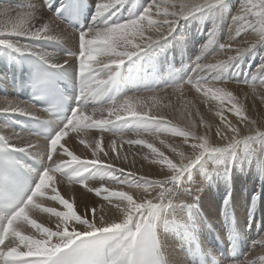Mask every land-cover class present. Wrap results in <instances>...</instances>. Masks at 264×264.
Listing matches in <instances>:
<instances>
[{"label": "snow or ice", "instance_id": "1", "mask_svg": "<svg viewBox=\"0 0 264 264\" xmlns=\"http://www.w3.org/2000/svg\"><path fill=\"white\" fill-rule=\"evenodd\" d=\"M125 3L126 0H96L87 30L79 31L71 26L78 19L77 0H61L55 12L47 13L44 9L51 8V0H28L15 6L19 10L15 18L10 16L9 8L0 5V18L7 17L0 20V50L29 64L35 94L50 96L54 92L57 97L44 111L59 113L61 117L42 121L36 115L38 109L29 101L3 97L0 102V115L26 117L42 129L25 138L23 131L0 125V264H185L169 254L158 229L176 227L194 237L190 214L198 211L204 182L218 173L227 176L234 162L255 158L257 145L264 151V130H259L257 121L247 114V96L242 101L228 88L232 82L246 85L251 89L253 102L259 99L264 104V64L258 66L251 80L233 81L228 76L233 64L256 43L264 45V0H241L229 25L228 40L218 44V48L232 51V45L248 33L256 35L255 42L237 47L235 56L229 55L217 63H204L202 51L177 70L193 75H187L182 82L172 79L167 85L181 96L185 86L199 94L201 103L220 118L215 137L222 144L211 142V125L203 119L200 127L206 130L202 134L192 130L197 125L190 113L187 129L174 126L162 114L152 111L158 105L157 95H143L141 91L127 94L118 89L129 83L137 87V71L143 72L145 79L150 78L146 66H153L154 58L165 47L162 42L169 37L183 39L174 36L180 21L219 11L227 0H148L136 14L117 19ZM60 23L66 26L63 32H57ZM66 37L74 44L72 50L64 53L71 60L61 61L58 53L42 46L63 43ZM213 43L210 35L204 49ZM64 76L74 81V97L64 96L57 87L56 82ZM145 90L154 93V88ZM89 98L97 102L91 111L85 106ZM187 104L196 108L192 101ZM225 112L237 117L236 125L227 120ZM196 114L199 115L198 109ZM238 125L250 134L241 135ZM92 129L101 136L108 132L121 138L119 143L129 145L130 152L136 145L149 149L150 154H143V159L150 165L163 166V179L137 177L134 171L126 172L105 162L98 153L104 152L109 160L112 157L101 147V140H94L93 147L82 138ZM162 133L181 137L188 148L161 139ZM128 134L135 138H122ZM148 136H155L173 157L155 147L146 139ZM65 137L68 139L61 143ZM76 140L91 151L92 158H81L70 150ZM116 145L117 140H113L112 152L119 151ZM212 157L222 158V167L212 165L211 171L206 167L200 186L184 187L191 170ZM261 168L264 170V162ZM97 179L110 186H88L89 180ZM65 181L95 192L107 204H102L99 212L93 205L90 210L86 207L83 214L78 213L75 202L61 194L60 185ZM42 214H46V222L40 219ZM256 243L264 248V235L253 242ZM212 261L223 264L216 257ZM230 264H264V256L259 260L245 257Z\"/></svg>", "mask_w": 264, "mask_h": 264}, {"label": "bare ground", "instance_id": "2", "mask_svg": "<svg viewBox=\"0 0 264 264\" xmlns=\"http://www.w3.org/2000/svg\"><path fill=\"white\" fill-rule=\"evenodd\" d=\"M27 2H28V0H20V4H25ZM32 2H36V0H32ZM234 2H235V6H232ZM240 3H241V0H227V3L222 8V14H220L221 12H218V11H216V12H214L212 14L202 13V17L203 18H201L200 20L198 18H196V17H192V18H189L187 20H182V21L179 22V26H178V28L176 30V33H174V36H183L185 38L188 37V42H186V47L191 48L192 44L189 41H191L194 45H196L197 41L201 40L202 41L201 44H203L208 37L210 38V35L212 36V34H217L221 30H223V34H222V36L219 39H214L212 37L214 39L215 43L210 44L208 48L210 49L213 46L216 47L218 44L226 43V41L228 40V35H229V25L232 22L233 15L238 10L237 4H240ZM7 8L13 9L10 6L9 7L7 6ZM45 13H47V12H45ZM6 19H7V17L0 18V20H6ZM65 28L66 27L63 26L60 23L57 26V32H63L65 30ZM196 30L200 33L199 36L196 35V32H195ZM68 31H69V33H71L70 30H68ZM189 33H191V37H189ZM254 37H256V35L254 33H248V34L240 37L236 41V43H234L232 45V49L233 50L232 51H225V53L226 54L229 53V54L233 55L235 53V49L237 47H248L250 44H252L253 42L256 41V39ZM170 38H172V37H170ZM63 44H66L68 46L70 45V46L74 47L73 41L71 40L70 37H66L64 42H63ZM190 50H192L194 52V48L193 49L191 48ZM210 50L212 52V55L210 56L211 59H206L207 55L204 53V57H205V59L203 61L204 63H208V62L211 63V60L214 57H216V56H219L221 58V60H227L228 57L225 56V55L221 56L219 53L215 52V50H216L215 48L210 49ZM251 50H252V52L254 54H257L258 56H263L264 55V45H260V44L256 43L255 47L251 48ZM263 62H264V59H263ZM245 72H247V70H245ZM245 77L246 76H243L242 78L245 79ZM242 78H241V81H242ZM245 96H247L246 103H247L248 109L249 110H253V109L254 110H260L262 108L261 117L264 118V104H261L259 99H256L255 102H253V98L251 96V92L244 93L243 96H242V99H244ZM0 102H2V98H0ZM201 116H204V114L201 115ZM206 116L208 117V119H206V120H208L209 121L208 123H210L211 122L210 116L205 115V117ZM182 117H186V116H182ZM202 119H205V118H202ZM179 120H183V122H184V118L183 119L180 118ZM197 120H199V119H197ZM206 120H204V121H206ZM173 121H175V120H173ZM186 121L187 120H185V122ZM192 121H194V120L192 119ZM176 122H177V120H176ZM188 123H189V118H188ZM176 124H178V122ZM186 124H187V122H186ZM197 127H198V125H197ZM205 130H206L205 128H199V129H195L193 131H198L199 133L202 134ZM69 135L70 136H74L75 133H69ZM242 135H247V134H242ZM22 136L25 137V138L28 137L26 135H22ZM96 137H99V136L94 134V132H89L86 135H84L82 138H84L87 142L92 143V146L94 147V140L96 139ZM100 137L104 140V145H105L104 148H103L104 151H107V152L110 153V155L112 157L111 160L120 161L121 163L126 164V165L122 166V168H124L126 172L127 171H134L137 174V177H139L140 175H144V176L148 177L149 179H163V174L161 172V169H162L163 166H161V165H150L148 161L143 159V155H141V153H139L141 151V150H138L140 147H138V149H137V147L134 146L138 150V153H136V151H134V150H132L131 152L130 151L128 152V151L125 150L126 146L121 145L119 143V139H121V138L114 137V138H110L109 139V137H104V136H100ZM210 137H211V142L213 144H222V143H224L222 141H219L215 137V131H212V128H211ZM122 138L126 140L125 137H122ZM67 139H68V137H65L64 140L61 141V143H64L65 140H67ZM161 139H164V138H161ZM113 140H117L116 147L119 150L118 152H112V150H111L110 145L112 144ZM153 140H152V137H151L150 141L153 142V145L155 147H157L159 150H162L163 146L158 143L159 140H157L156 138H154ZM176 140H178V139L176 138ZM14 142H19V141H14ZM41 143H43V142H41ZM181 146L183 148H188V145L187 144H183L182 140H181ZM70 150H73L74 153L79 155V156H81V158H89V159L92 158L91 151L89 149L85 148L84 145L79 142V140L73 141L71 143ZM165 151H163L165 153V155H167L169 157L172 156V153L170 154L169 151H167V150H165ZM259 151H260V149L257 148L256 157L251 159V160L254 161L257 158V154L259 153ZM100 155L104 159L105 158L108 159V157L104 156V152H102V154H100ZM117 156H119L120 158L117 159L116 158ZM125 157H127L126 160H125ZM214 158L216 159L215 161H209V159H214ZM209 159H207L206 162L205 161H201L200 164L196 165L191 170L190 179H186V181L184 183V187H191V188L194 189L195 187L200 186L201 181L203 179L202 173H203V171H204V169L206 167H209V171H211V166L212 165H215L217 167H222V164H221V159L222 158H220V157H212V158H209ZM249 161L250 160L245 159V160L240 161L238 163L234 162L232 164L230 172L228 173L227 176H225V181H226V187L224 189L225 192L227 190V187H230V191L229 192L231 193V195H232L233 191L236 194V184H238L239 181H240V183L238 184L239 185L238 189L240 190V193L242 192L241 190L245 189V185L247 183L248 177L245 176V180L242 181V180L239 179V176H238L237 172H238V169L240 170V168L244 167L243 164L248 163ZM258 165L260 166L261 164L258 163ZM258 165H257V167L255 169L253 168L251 170V172L249 173V176H250V174H254V173H258L259 175L262 174L261 171H260L261 169H260V167H258ZM166 171H167V169L164 168V172H166ZM242 174H244V173H242ZM222 175H224V174L223 173H218V174L213 175V179L208 184H205L203 186V188L208 189L210 186H214V187L217 188V190L220 189V181H221ZM109 186L110 185H108L107 183H102L101 181H100V183L92 185L93 188H103V187H109ZM111 187L115 188V187H119V186L118 185H112ZM234 187H235V189H234ZM60 190H61V194L64 196V198L75 202V207L78 210V213L83 214L86 211V207L89 210L92 208V206H93L92 201L93 200L89 199L90 196L86 195L85 193H82V191H80L79 188H77V187H75L73 185H69L66 182H64L62 185H60ZM125 190H127V189H125ZM229 192H226V193H229ZM206 193H208L207 197L211 198V194L214 193V191H206ZM141 195H143V193H141ZM178 195H180L181 198H183L182 193H178ZM232 197L235 198V196H233V195H232ZM102 204L106 205L107 202L101 200V204H99L96 207L98 212H99ZM57 210H61V206H58ZM105 212L107 213V208H105ZM204 212L206 213V215L209 218L213 219L212 215L208 211L207 205L204 208ZM88 214L91 215V212L89 211ZM108 214L110 215L111 213H108ZM40 219L45 220V222H46V214H42ZM38 222H39V220H38ZM166 247H167V250H168L169 254L172 257L178 258V256L172 251V249L170 247H168V246H166ZM253 255L255 257H259V258L261 256H264V248H262L259 251L254 252Z\"/></svg>", "mask_w": 264, "mask_h": 264}, {"label": "rangeland", "instance_id": "3", "mask_svg": "<svg viewBox=\"0 0 264 264\" xmlns=\"http://www.w3.org/2000/svg\"><path fill=\"white\" fill-rule=\"evenodd\" d=\"M252 2L253 3H259V0H252ZM3 6L7 7V5H3ZM232 6H235V2L233 3ZM237 6L239 8L240 4H237ZM18 12H19L18 9H10V16L12 18H15L18 15ZM218 12H221L220 14H222V9H220ZM196 18H198L199 20L201 18H203L202 17V13L198 14V16H196ZM222 34H223V30H221L217 34H212V37L214 39H219L222 36ZM189 37H191V33H189ZM254 38L257 39V37H254ZM209 39L210 38L208 37L206 39V41L199 46L200 49L198 48V50H196L197 49V46H196V49H194V52L191 50L192 55H194L193 58H192V61L198 55H200L202 51H203V53H205L207 55L206 59H211L210 56L212 55V52H211L210 49H213V48H215L216 49L215 52L219 53L221 56L225 55V56L228 57L229 55H231V56H235L236 55V52L233 55L229 54V53L226 54L225 51H221L218 48V45L216 47L213 46L212 48H210V49L207 48L205 50L204 47H205V45H207L209 43ZM186 42H188V37L186 38ZM263 59H264V55L263 56H258L257 54H254L252 52V50L246 52L244 54V56L242 57V59L239 60L236 64H233V66L229 69V71H228L229 78L231 80H233V81H241V78L243 76H246L245 79L251 80L253 74H255L257 72L258 66L261 65V64H264ZM218 61H221V58L219 56H216V57H214L211 60V63H217ZM245 70H247V72H245ZM228 88L230 90H232L235 95H238L241 98L242 101L244 100V99H242L243 94L251 92V89L248 86L243 85V84L237 85L234 82L229 83L228 84ZM151 94L157 95V98H158V105H157V107L153 108L152 111L154 113H156L157 115H161L162 114L165 117V119L168 122H170L172 125H174V126H177V127L181 126L180 128H185V129L188 128L189 127V123H188L189 113L191 114V118L194 120L193 122H196V125H198V127L196 129L202 128V127H200V121H201L202 118H205L203 120L208 119V117L207 116L205 117V115L210 116L211 122L208 123L209 122L208 120H206L204 122L206 123V125H211L212 131H215V127L217 125H219V123H220V118L215 115L214 111L209 110V108L207 106L203 105L201 103V99L202 98L199 97V94L195 93V91L190 89L188 86H185V89H184V92H183L182 96H181L180 93L174 92L173 89H170V90H168L166 92L162 91V92H155V93L143 94V95H151ZM187 101H192L193 104L196 105V108H192L191 105H188ZM148 103L150 104L151 101H148ZM164 105H171V107H165ZM229 107H230V105H229ZM197 109L199 110V114L200 115L196 114L197 113ZM203 114H204V116H201ZM247 114L252 119L257 121V128L259 130H264V118L261 117L262 108L260 110H254V109L253 110H249ZM224 115L226 116L227 120L230 121L232 124H234V125L237 124V117L232 112H225ZM182 116H186V117H182ZM180 118L181 119L184 118V122H183V120H179ZM197 119H199V120H197ZM173 120H175V121H173ZM176 120H177L178 124H176L177 123ZM185 120H187L186 121L187 124H186ZM238 126H240L242 128L241 135L242 134H247V135L250 134L247 129L243 128V125H238ZM193 130H195V129H193ZM94 134L99 136V137H96V139H100L101 140V147L104 148V146H105L104 145V140L100 137L101 134L100 133H94ZM102 136L109 137V136H106V135H102ZM124 137L126 139L135 138L131 134H128V135H126ZM151 137H152V140L155 138V136H148V137H146V139H148L150 141ZM110 138H114V137H109V139ZM160 138H164L167 142L171 141L170 143L177 144V145L181 146V140H182L181 137H173L170 134L162 133V134H160ZM176 138L179 141L176 140ZM158 143H159V141H158ZM123 145L126 146L125 150L129 152V147L130 146L127 145L126 143L123 144ZM136 147H137V149H138V147H140L138 150H141L139 152V153H141V155L150 154L149 149H147V148L144 149L140 145H136ZM257 148H259L258 145H257ZM137 149L134 146H132V150L136 151V153H138ZM165 150L169 151L168 149H166L164 147H162V150H160V151H165ZM169 153L171 154L170 151H169ZM100 154H102V152L98 153V155L102 159H104ZM173 155L174 154L172 153L171 157H173ZM104 160L107 163H113L115 167H122V166L126 165V164L121 163L120 161L109 160L107 158H105ZM215 160H216L215 158L214 159H209V161H215ZM262 162H264V151L260 150L259 153L257 154V158L254 161L250 160L248 163L243 164L244 167L240 168V170L238 169L237 174H238L240 180L244 181L245 180V176L248 177L247 183L245 185V189H247V187L248 188L251 187L252 185H255V186L258 185L257 184L258 183V178L260 176L264 177V170H262V174L261 175H259L258 173H254V174H250L251 177L249 176V173L251 172V170L253 168L255 169L257 167L258 163L261 164ZM258 167H260V169H262L261 165L260 166L258 165ZM242 173H244V174H242ZM212 179H213V176L211 178L207 179L204 182V185L208 184ZM239 183H240V181L238 182V184ZM238 184H236V194H240V190L238 189L239 188ZM225 187H226L225 175H222L221 181H220V189L217 190L216 187L210 186L208 189L203 188L202 191L200 192L199 204H201L203 210H204L205 206L207 205L208 211L212 215L213 218L215 217V208H217L219 206V204L217 205V202H216L217 198L231 196V193L229 192L230 191V187H227V190H226V192H229V193H226L224 191ZM234 189H235V187H234ZM206 191H214V193L211 194V198L207 197L208 193H206ZM82 193L86 194V192H84V191H82ZM233 194H235L234 191H233ZM86 195L90 196L89 199L93 200V201L92 200L91 201H92V204L95 207H97L99 204H101V200H103L101 198H97V195H95L94 192L86 194ZM58 206L59 205H56V207H58Z\"/></svg>", "mask_w": 264, "mask_h": 264}]
</instances>
